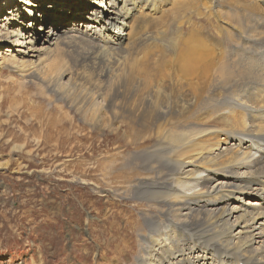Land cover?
Returning a JSON list of instances; mask_svg holds the SVG:
<instances>
[{"label": "bare ground", "instance_id": "1", "mask_svg": "<svg viewBox=\"0 0 264 264\" xmlns=\"http://www.w3.org/2000/svg\"><path fill=\"white\" fill-rule=\"evenodd\" d=\"M84 1L66 22L42 8L81 0H0V74L80 120L89 152L115 137L90 175L137 206L130 264H264V0Z\"/></svg>", "mask_w": 264, "mask_h": 264}, {"label": "rangeland", "instance_id": "2", "mask_svg": "<svg viewBox=\"0 0 264 264\" xmlns=\"http://www.w3.org/2000/svg\"><path fill=\"white\" fill-rule=\"evenodd\" d=\"M81 1L78 8L67 4L60 12L55 7L42 9L55 13L57 20L78 21L84 15L85 1ZM87 2L91 9L96 6ZM37 27L47 29L48 25ZM19 81L12 70L0 74V264L132 263L137 251L136 223L131 227L127 223L138 219L137 206L131 198H114L101 168L90 175V165L104 159V149H115V137L109 135L103 141L97 134L92 145L95 151L89 152L85 125L76 121L82 126L78 133L74 122L59 118L55 109H46L33 84L25 89ZM94 180L104 186L95 191L86 183ZM121 237L128 245L123 246ZM120 246L122 256H117L114 253Z\"/></svg>", "mask_w": 264, "mask_h": 264}]
</instances>
